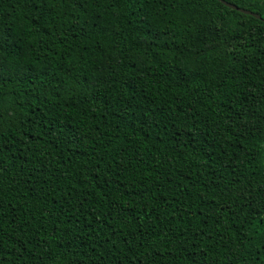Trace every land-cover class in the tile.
<instances>
[{
	"label": "trees",
	"instance_id": "trees-1",
	"mask_svg": "<svg viewBox=\"0 0 264 264\" xmlns=\"http://www.w3.org/2000/svg\"><path fill=\"white\" fill-rule=\"evenodd\" d=\"M0 0V264H264V0Z\"/></svg>",
	"mask_w": 264,
	"mask_h": 264
},
{
	"label": "water",
	"instance_id": "water-1",
	"mask_svg": "<svg viewBox=\"0 0 264 264\" xmlns=\"http://www.w3.org/2000/svg\"><path fill=\"white\" fill-rule=\"evenodd\" d=\"M220 1H222L225 5H227V6L231 7V8H233V9H236V10H238V11H241V12H243V13H249V14H253L254 16H258L255 12H252V11L247 10V9H245V8H241V7H239V6H237V5L233 4V3L226 2V1H224V0H220Z\"/></svg>",
	"mask_w": 264,
	"mask_h": 264
}]
</instances>
